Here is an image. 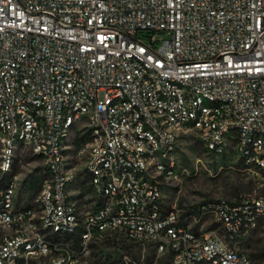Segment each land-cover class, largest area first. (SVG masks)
Segmentation results:
<instances>
[{
    "label": "built area",
    "instance_id": "obj_1",
    "mask_svg": "<svg viewBox=\"0 0 264 264\" xmlns=\"http://www.w3.org/2000/svg\"><path fill=\"white\" fill-rule=\"evenodd\" d=\"M82 121L91 210L65 154ZM188 132L264 172V0H0V171L23 147L45 166L33 204L16 174L0 188V264H93L110 238L170 264H254L240 239L264 242V195L205 203L207 229L167 205Z\"/></svg>",
    "mask_w": 264,
    "mask_h": 264
},
{
    "label": "rangeland",
    "instance_id": "obj_2",
    "mask_svg": "<svg viewBox=\"0 0 264 264\" xmlns=\"http://www.w3.org/2000/svg\"><path fill=\"white\" fill-rule=\"evenodd\" d=\"M157 37L166 36L159 33ZM145 40L150 41L147 37ZM90 141V130L84 121L74 126L64 141L69 164L78 173L73 188L75 196L85 210H91L95 202L89 175L85 170ZM177 155L175 174L164 188L169 207L177 206L184 213H195L194 209L198 210L212 200L235 202L250 195H264V172L246 167L235 152L223 156L209 154L195 132L182 135ZM9 174H16L20 178V202L33 204L41 192L45 175L42 158L23 147ZM2 175L0 171V177ZM193 223L205 229L217 226L209 214H198ZM240 246L251 256L254 264H264V242L260 230L241 238ZM91 256L93 264H170L167 255L158 254L151 248L144 249L124 238L94 242Z\"/></svg>",
    "mask_w": 264,
    "mask_h": 264
},
{
    "label": "trees",
    "instance_id": "obj_3",
    "mask_svg": "<svg viewBox=\"0 0 264 264\" xmlns=\"http://www.w3.org/2000/svg\"><path fill=\"white\" fill-rule=\"evenodd\" d=\"M9 173H4L1 177H0V188H3V187H5L6 186V180H7V178L9 177ZM193 211H195V213L198 215L199 214V212H198V210H193ZM189 213H191V212H189ZM194 213V212H193ZM167 257L169 258V255H167Z\"/></svg>",
    "mask_w": 264,
    "mask_h": 264
}]
</instances>
